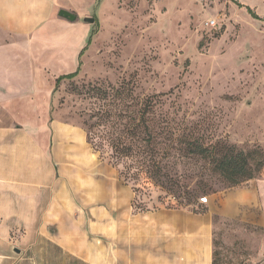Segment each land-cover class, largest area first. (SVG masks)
Here are the masks:
<instances>
[{"label":"crops","instance_id":"1","mask_svg":"<svg viewBox=\"0 0 264 264\" xmlns=\"http://www.w3.org/2000/svg\"><path fill=\"white\" fill-rule=\"evenodd\" d=\"M59 6L0 0V264H213L215 217L250 227L244 264H264V167L204 212L132 213L119 171L55 111V73L91 32Z\"/></svg>","mask_w":264,"mask_h":264},{"label":"rangeland","instance_id":"2","mask_svg":"<svg viewBox=\"0 0 264 264\" xmlns=\"http://www.w3.org/2000/svg\"><path fill=\"white\" fill-rule=\"evenodd\" d=\"M247 2L257 18L249 13ZM59 4L91 27V43L80 59L88 40L79 50L72 72L81 62L79 75L63 81L55 93L61 120L84 129L83 119L101 105L79 94L92 84L120 88L122 93L131 90L141 99L163 95L153 99L154 117L187 148L171 149V164L182 176L183 190L195 192L187 207L196 212L205 210L202 198L235 187L223 182L203 156L192 154L193 144L209 149L219 142L243 151L258 148L264 158V0H59ZM85 18L95 22L85 23ZM211 20H216L215 28L206 27ZM121 182L130 190L133 214L187 208L162 188L134 187L123 178ZM214 224L216 251L224 264H244L247 246L238 244L242 241L237 237L252 229L218 217Z\"/></svg>","mask_w":264,"mask_h":264},{"label":"trees","instance_id":"3","mask_svg":"<svg viewBox=\"0 0 264 264\" xmlns=\"http://www.w3.org/2000/svg\"><path fill=\"white\" fill-rule=\"evenodd\" d=\"M247 9L257 18L252 9ZM90 43L91 39H88L79 59ZM80 68L81 62L74 73L56 78L54 93L63 81L74 80L79 75ZM125 91L122 93L120 88H105L103 84H92L84 93L79 92L83 98L96 99L101 103L83 119L82 125L89 144L101 158L119 171L127 184L134 187L150 184L177 196L176 198L182 201L179 206L191 205L196 194L193 190H183L180 185L182 176L172 168L173 157L170 154L171 149L182 151L187 148H184L176 134H169L167 126L161 121H156L154 117L153 99L163 95L141 99L134 96L133 91ZM132 101L134 106L130 104ZM172 143L173 147L170 145ZM192 151V154L203 156L213 164L216 175L231 187L241 186L258 177L264 167V158L258 148L243 151L236 146L219 142L211 149L193 144ZM216 245L214 237L213 264H224L222 256L216 251Z\"/></svg>","mask_w":264,"mask_h":264},{"label":"water","instance_id":"4","mask_svg":"<svg viewBox=\"0 0 264 264\" xmlns=\"http://www.w3.org/2000/svg\"><path fill=\"white\" fill-rule=\"evenodd\" d=\"M60 16L65 18V19H68L70 21H75V19H76V16L73 13L65 11V10L60 11ZM84 22L85 23H94L95 19L94 18H85Z\"/></svg>","mask_w":264,"mask_h":264},{"label":"built area","instance_id":"5","mask_svg":"<svg viewBox=\"0 0 264 264\" xmlns=\"http://www.w3.org/2000/svg\"><path fill=\"white\" fill-rule=\"evenodd\" d=\"M216 26H217L216 20H211L210 22L206 23V27H208V28H215ZM207 201H208V198H202L201 199L202 204H206Z\"/></svg>","mask_w":264,"mask_h":264}]
</instances>
